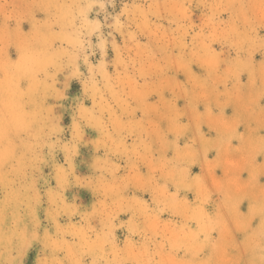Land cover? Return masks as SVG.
Masks as SVG:
<instances>
[{"label": "rangeland", "instance_id": "rangeland-1", "mask_svg": "<svg viewBox=\"0 0 264 264\" xmlns=\"http://www.w3.org/2000/svg\"><path fill=\"white\" fill-rule=\"evenodd\" d=\"M0 264H264V0H0Z\"/></svg>", "mask_w": 264, "mask_h": 264}]
</instances>
